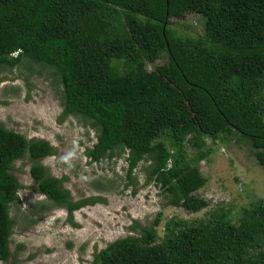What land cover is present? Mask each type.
<instances>
[{
	"label": "trees",
	"instance_id": "16d2710c",
	"mask_svg": "<svg viewBox=\"0 0 264 264\" xmlns=\"http://www.w3.org/2000/svg\"><path fill=\"white\" fill-rule=\"evenodd\" d=\"M25 63L61 86L59 119L72 115L94 130L89 161L126 153L128 182L141 163L145 179L187 212L209 204L193 195L205 182V155L189 157V148L233 132L259 148L255 160L264 167V0H0V70ZM55 151L46 139L0 124V260L12 256L9 210L26 187L12 172L17 160L30 162L28 187L44 195L40 214L49 203L71 215L101 199L71 200L67 177L41 163ZM240 212L254 235L260 218ZM198 253L182 240L142 247L128 235L95 251L91 264H208L214 257ZM233 257L217 263L264 264V248Z\"/></svg>",
	"mask_w": 264,
	"mask_h": 264
},
{
	"label": "rangeland",
	"instance_id": "374dc122",
	"mask_svg": "<svg viewBox=\"0 0 264 264\" xmlns=\"http://www.w3.org/2000/svg\"><path fill=\"white\" fill-rule=\"evenodd\" d=\"M197 27L203 32L201 25ZM4 68L0 70V124L53 145L55 153L41 163L50 174L67 177L63 184L71 200L91 195L101 199L73 209L71 215L65 207L49 203L51 208L40 214L37 210L44 201L38 200L44 196L28 187L33 185L30 162L17 160L12 172L26 187L19 190L20 201L10 206L15 221L9 247L12 256L0 264H91L95 251L128 235L142 247L182 240L193 255L199 251L213 254L208 264L223 263L233 256L234 260L249 258L264 248V167L256 163L259 148L253 150V142L237 140L230 132L222 140L207 139L205 147L188 149L192 150L189 157L205 155L199 162L206 171L205 182L193 195L204 197L209 204L187 212L145 179L141 163L131 172L133 182H128L126 153L89 161L84 151L94 142L95 132L72 115L59 119L62 89L51 82V75L35 73L26 63ZM97 182L102 189L95 188ZM241 207L262 222L254 235L244 229ZM30 217H37L36 221L29 224Z\"/></svg>",
	"mask_w": 264,
	"mask_h": 264
},
{
	"label": "clouds",
	"instance_id": "9594fccd",
	"mask_svg": "<svg viewBox=\"0 0 264 264\" xmlns=\"http://www.w3.org/2000/svg\"><path fill=\"white\" fill-rule=\"evenodd\" d=\"M41 195H43V194H41ZM44 196V195H43ZM40 198H42V197H40Z\"/></svg>",
	"mask_w": 264,
	"mask_h": 264
}]
</instances>
